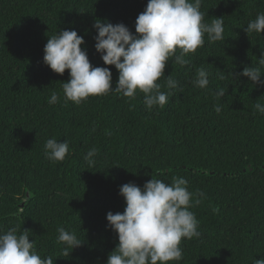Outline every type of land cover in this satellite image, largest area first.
<instances>
[{"label":"trees","instance_id":"1","mask_svg":"<svg viewBox=\"0 0 264 264\" xmlns=\"http://www.w3.org/2000/svg\"><path fill=\"white\" fill-rule=\"evenodd\" d=\"M147 3L0 0V233L29 230L38 254L55 264H106L118 245L107 213L126 207L120 187L183 177L189 191L205 194L191 209L201 236L182 240L183 259L171 264H254L264 259V114L254 110L258 100L264 104V87L238 74L264 58V33L243 30L264 12V0H202L204 22L223 18L224 40L210 43L205 35L185 66L170 59L158 82L172 75L182 91L151 112L139 91L134 98L109 92L65 102L69 71L60 75L44 63L49 37L75 30L93 67L110 68L115 88L119 71L97 52L93 24L123 23L135 34ZM200 68L209 73L206 89L192 83ZM52 92L60 100L50 105ZM50 138L68 142L63 161L47 159ZM93 147L89 166L84 157ZM59 227L82 243L67 257Z\"/></svg>","mask_w":264,"mask_h":264},{"label":"clouds","instance_id":"2","mask_svg":"<svg viewBox=\"0 0 264 264\" xmlns=\"http://www.w3.org/2000/svg\"><path fill=\"white\" fill-rule=\"evenodd\" d=\"M202 0H148L135 22V34L123 23H105L97 19L93 27L97 31L95 48L105 65L115 66L119 71L117 86L112 87L113 74L109 67H93L87 51L82 48L85 40L75 30H61L49 37L44 47V63L55 73L69 71L70 79L62 84L65 102L79 105L89 97L102 96L109 92L134 98L137 92L144 94V105L151 112L164 107L173 91H182L179 81L172 75L165 77V68L171 59L174 64L185 66V57L195 53L205 44V35L210 43L224 40V21L216 17L211 23L204 22ZM243 30L250 37L264 33V12L248 22ZM209 73L197 70L193 85L206 89ZM249 78L254 86L264 87V58L258 66H245L238 74ZM223 80V73L218 74ZM167 87L169 92L161 91ZM217 95L225 91L219 88ZM60 96L52 92L48 103L56 104ZM254 110L264 114V104L259 100ZM222 109L215 106L219 115ZM47 159L61 162L66 158L69 144L55 138L44 144ZM97 150L91 148L84 159L89 166L95 164ZM120 195L126 207L123 213L109 211L106 219L111 229L118 234V245L106 264H171L183 259L182 240L199 238L198 220L191 209L201 203L203 192L193 193L188 181L174 177L171 183L160 179L147 181L143 188L135 183L120 187ZM57 243L63 245L65 257L82 243L75 232L64 227L57 229ZM72 250L69 252V250ZM0 264H55L52 256L41 257L36 251L29 230L22 233L17 227L0 233ZM254 264H264V259Z\"/></svg>","mask_w":264,"mask_h":264}]
</instances>
